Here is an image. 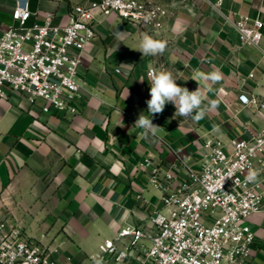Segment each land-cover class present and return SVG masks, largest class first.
Listing matches in <instances>:
<instances>
[{
    "label": "crops",
    "instance_id": "obj_1",
    "mask_svg": "<svg viewBox=\"0 0 264 264\" xmlns=\"http://www.w3.org/2000/svg\"><path fill=\"white\" fill-rule=\"evenodd\" d=\"M24 1L30 24L42 25L52 13L56 25H65L75 6L97 0ZM157 1L169 12L160 30L116 17L96 24L97 35L82 54L75 113H46L42 100L20 93L0 96V217L13 214L57 264H96L106 240L127 249L131 239H119L118 231L141 227L151 233L150 217L163 210V192L153 176L158 182L171 173L177 183L187 182L190 172L200 171L206 140L230 148L231 140L264 129V113L238 101L240 94L264 96V28L260 48H253L240 43L224 17L247 16L264 24V0ZM16 5L17 0H0V35L13 23ZM144 34L165 41V51L155 56L137 51ZM150 69L171 72L189 91L200 87L201 107L210 101L217 107L196 121L175 116L169 103L153 118L156 132L142 134L134 124L147 114ZM194 70H219L222 79L198 85ZM248 223L255 239L247 262L264 264V207ZM148 246L145 239L138 253L122 262L110 254L105 264H144Z\"/></svg>",
    "mask_w": 264,
    "mask_h": 264
},
{
    "label": "built area",
    "instance_id": "obj_2",
    "mask_svg": "<svg viewBox=\"0 0 264 264\" xmlns=\"http://www.w3.org/2000/svg\"><path fill=\"white\" fill-rule=\"evenodd\" d=\"M168 14L157 0H97L75 6L65 25H56L52 13L39 25L29 23L32 13L28 2L17 0L13 23L0 35V96L20 93L31 101L42 100L46 113H75L72 102L80 95L82 54L97 35L96 24L116 17L156 31L163 27ZM224 17L241 44L260 48L261 21L247 16L234 21ZM153 74L156 70L150 69L148 76ZM238 101L264 113V96L240 94ZM204 149L200 171L190 172L187 182L177 183L171 173L158 182L153 176L163 192V210L150 217L153 232L141 227L122 228L118 238H130L129 247L117 249L112 240H106L96 264H105L110 254L122 262L132 252L138 253L145 239L150 246L142 252L144 264H250L247 260L255 234L248 219L264 207V129L249 139L231 140L230 148L220 140H206ZM149 162L147 159L144 164ZM250 173L254 179L248 178ZM0 264L57 262L50 250L31 240L22 222L9 214L0 217Z\"/></svg>",
    "mask_w": 264,
    "mask_h": 264
},
{
    "label": "clouds",
    "instance_id": "obj_3",
    "mask_svg": "<svg viewBox=\"0 0 264 264\" xmlns=\"http://www.w3.org/2000/svg\"><path fill=\"white\" fill-rule=\"evenodd\" d=\"M121 35L122 33H117V38H120ZM165 49V41L157 40L151 35L144 34L139 48L136 50L141 52L142 55L155 56L162 54ZM221 79L222 74L219 70L209 73H204L199 70L193 71L192 80L197 83L201 80L216 83ZM149 94L150 99L146 101L147 114L142 112L134 124L137 128L143 130L142 134L149 132L154 134L156 132L159 127L153 124V118L156 115L162 114L166 105L169 103L173 104L176 109L175 116L196 121L204 118L208 111L214 110L217 107L216 101H210L209 107L202 108L201 105L205 97L200 87L195 91H189L186 87L179 86L173 78L172 73L167 71H161L158 74L151 75ZM248 178L254 179V174L250 173Z\"/></svg>",
    "mask_w": 264,
    "mask_h": 264
}]
</instances>
